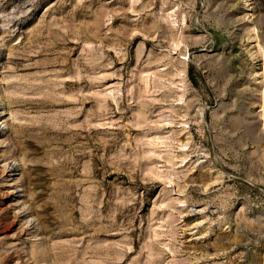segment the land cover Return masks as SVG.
Segmentation results:
<instances>
[{
	"label": "rangeland",
	"instance_id": "1",
	"mask_svg": "<svg viewBox=\"0 0 264 264\" xmlns=\"http://www.w3.org/2000/svg\"><path fill=\"white\" fill-rule=\"evenodd\" d=\"M0 264H264V0H0Z\"/></svg>",
	"mask_w": 264,
	"mask_h": 264
}]
</instances>
